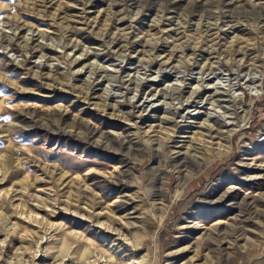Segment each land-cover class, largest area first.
I'll return each mask as SVG.
<instances>
[{"label":"rangeland","instance_id":"1","mask_svg":"<svg viewBox=\"0 0 264 264\" xmlns=\"http://www.w3.org/2000/svg\"><path fill=\"white\" fill-rule=\"evenodd\" d=\"M0 264H264V0H0Z\"/></svg>","mask_w":264,"mask_h":264},{"label":"bare ground","instance_id":"2","mask_svg":"<svg viewBox=\"0 0 264 264\" xmlns=\"http://www.w3.org/2000/svg\"><path fill=\"white\" fill-rule=\"evenodd\" d=\"M237 226V225H236Z\"/></svg>","mask_w":264,"mask_h":264}]
</instances>
